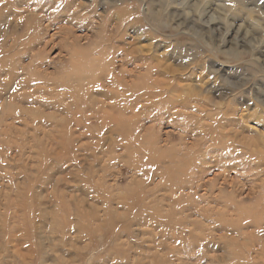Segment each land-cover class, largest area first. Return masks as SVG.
Instances as JSON below:
<instances>
[{"label":"rangeland","instance_id":"obj_1","mask_svg":"<svg viewBox=\"0 0 264 264\" xmlns=\"http://www.w3.org/2000/svg\"><path fill=\"white\" fill-rule=\"evenodd\" d=\"M0 264H264V0H0Z\"/></svg>","mask_w":264,"mask_h":264},{"label":"bare ground","instance_id":"obj_2","mask_svg":"<svg viewBox=\"0 0 264 264\" xmlns=\"http://www.w3.org/2000/svg\"><path fill=\"white\" fill-rule=\"evenodd\" d=\"M52 19V17H55V15H49ZM30 17L32 18L28 23H27V27L29 30H34V31H37V27L38 25H41L42 24V20H43V17L41 16V14H38V13H32L30 15ZM16 30V27H14ZM27 29V30H28ZM248 34V33H247ZM17 35V34H16ZM249 35V34H248ZM247 35V36H248ZM32 41L34 42L36 39H37V36L36 34L33 33V36L31 37ZM16 41V39H15ZM29 43H32L31 41Z\"/></svg>","mask_w":264,"mask_h":264}]
</instances>
